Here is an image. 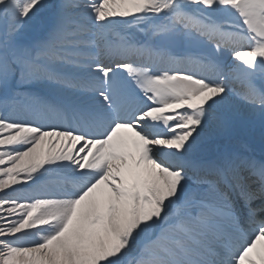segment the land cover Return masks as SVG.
Segmentation results:
<instances>
[{"label": "snow or ice", "instance_id": "1", "mask_svg": "<svg viewBox=\"0 0 264 264\" xmlns=\"http://www.w3.org/2000/svg\"><path fill=\"white\" fill-rule=\"evenodd\" d=\"M264 0H0V264H264Z\"/></svg>", "mask_w": 264, "mask_h": 264}]
</instances>
